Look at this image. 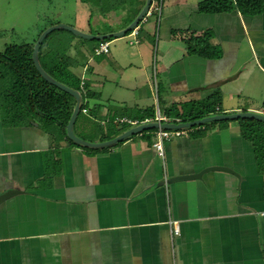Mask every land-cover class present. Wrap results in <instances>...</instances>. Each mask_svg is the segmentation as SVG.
<instances>
[{
    "label": "crops",
    "instance_id": "obj_1",
    "mask_svg": "<svg viewBox=\"0 0 264 264\" xmlns=\"http://www.w3.org/2000/svg\"><path fill=\"white\" fill-rule=\"evenodd\" d=\"M104 1L75 0L38 37L58 24L117 34L146 5ZM206 1L163 0L160 16L124 37L53 32L46 52L63 49L80 82L81 139L100 144L157 124L158 111L168 120L161 124L175 125L202 111L264 115V13H203ZM66 15L70 22L60 21ZM103 43L109 52L96 55ZM245 120L180 129L185 135L166 143L161 158L159 129L92 149L56 124L52 136L38 125L7 126L0 114V195L22 192L0 206V264H264V149L247 136L264 134V123ZM215 167L231 172L161 184Z\"/></svg>",
    "mask_w": 264,
    "mask_h": 264
},
{
    "label": "trees",
    "instance_id": "obj_2",
    "mask_svg": "<svg viewBox=\"0 0 264 264\" xmlns=\"http://www.w3.org/2000/svg\"><path fill=\"white\" fill-rule=\"evenodd\" d=\"M233 9H237L242 15L263 14L264 0H236L235 5L231 0H208L200 6L201 12L211 14ZM51 35L44 40L40 49L39 56L43 68L60 83L80 91V82L68 70L67 57L57 55L52 49L47 53L44 49ZM34 45L12 46L0 52L2 121L12 127L38 125L52 136H56L52 129L56 124L63 129L67 137L66 126L71 119L76 101L71 95L43 79L33 62ZM207 56L212 58V55ZM208 114L209 111H202L194 115L192 121L203 119ZM150 116H153V111H150ZM259 133L261 134L258 129H252L247 131V136L256 143V146L262 145L264 149V134ZM261 161L264 163V157Z\"/></svg>",
    "mask_w": 264,
    "mask_h": 264
},
{
    "label": "water",
    "instance_id": "obj_3",
    "mask_svg": "<svg viewBox=\"0 0 264 264\" xmlns=\"http://www.w3.org/2000/svg\"><path fill=\"white\" fill-rule=\"evenodd\" d=\"M151 5H152V0H146L145 7L142 9L141 13L137 17V19L132 23V25H130L127 29H125V30H123L117 34L104 35V36H90V35H86L80 31H78L74 27H70V26H67L64 24H58V25H54V26L48 28L47 30H45L40 35L37 42L35 43L34 50H33V62L35 64L37 71L40 73V75L43 77V79H45L48 83H50L51 85L57 87L58 89H60L64 92L68 93L76 101V105L74 107L73 114L71 116L69 123L66 126L67 136H68L69 140L72 141L73 143L79 145V146L92 148V149H100V148L112 147V146L128 139L129 137L135 136L137 134H140V133L147 131V130H150V129H166V130L187 129V128L200 126V125L206 124L208 122H213V121L239 120V119L257 120V121L264 123V115H261L259 113H236V114H232V115H218V116H214V117H209V118H204L201 120L193 121L190 123H182L179 125L159 124V123H157V124H140L137 127H135L133 129L127 131L126 133L122 134L121 136H119L115 139H112L110 141L100 143V144L90 143L88 141L81 139L80 137H78L76 135L75 124H76V121H77L79 114L82 111V106H83V101H84L83 96H82L80 91L71 89L70 87L60 83L59 81L54 79L50 74H48L45 71V69L43 68V66L41 64L40 56H39L41 45L43 44L44 40L51 33H53L56 30H66V31L73 33L74 35L79 36V37H82L85 39H90V40H99V41L111 39L112 37H116V38L124 37L127 33L133 31L136 27H138V25L141 22H143V20L148 16ZM213 170H222V171H226L229 173L231 172L229 169L223 168V167L207 168V169L201 171L200 173L177 176V177L169 179L167 182H164L161 184L170 185V184H173L176 182H181V181L199 180V179H202V177L205 173H207L209 171H213ZM233 174H235V173H233ZM21 193H22L21 191L15 190V189L6 191L2 195H0V206L4 202H6L7 200H9V199L13 198L14 196L19 195Z\"/></svg>",
    "mask_w": 264,
    "mask_h": 264
},
{
    "label": "rangeland",
    "instance_id": "obj_4",
    "mask_svg": "<svg viewBox=\"0 0 264 264\" xmlns=\"http://www.w3.org/2000/svg\"><path fill=\"white\" fill-rule=\"evenodd\" d=\"M121 1L128 0H119L120 3H122ZM119 2L117 0H105L104 5L105 7L114 6ZM73 3L75 0H0V52H4L12 46L34 45L40 37H38V32L45 29L53 20L58 19V12L64 14L66 11H71ZM60 21L70 22L67 15L63 16ZM54 33H51V36ZM55 47L54 52L57 55L66 54L57 44ZM79 117L76 123V135H79L78 137L81 136L79 126L83 114H80ZM98 127L105 128L103 124L102 126L98 125Z\"/></svg>",
    "mask_w": 264,
    "mask_h": 264
},
{
    "label": "built area",
    "instance_id": "obj_5",
    "mask_svg": "<svg viewBox=\"0 0 264 264\" xmlns=\"http://www.w3.org/2000/svg\"><path fill=\"white\" fill-rule=\"evenodd\" d=\"M162 1H158V6H154V4L151 5L150 11L148 15H151L153 12H155L157 15H161L162 11ZM153 3V2H152ZM109 52V44L108 43H103L100 45L99 48L95 49V54L96 55H101V54H106ZM219 110V109H217ZM86 112V110H84ZM157 121L161 124L162 121L168 122V120L164 117H161L160 112L158 111L157 115ZM116 122L121 123V124H131L133 126H137L139 123L136 121H130L129 119L122 118V119H117ZM105 125V124H103ZM185 131L180 130V129H174V130H166V129H159L157 132V141L154 143V149L156 153L161 157L164 158V145L166 143H172L174 140L178 137H182L185 135ZM264 217V211L261 214ZM173 224V223H171ZM176 224V223H175ZM174 235L178 236L180 234V230L177 228V226L174 228L172 231ZM264 251V247H263Z\"/></svg>",
    "mask_w": 264,
    "mask_h": 264
}]
</instances>
